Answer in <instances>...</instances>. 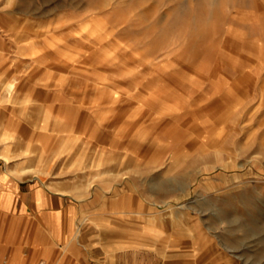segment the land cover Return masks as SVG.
<instances>
[{
	"label": "rangeland",
	"instance_id": "obj_1",
	"mask_svg": "<svg viewBox=\"0 0 264 264\" xmlns=\"http://www.w3.org/2000/svg\"><path fill=\"white\" fill-rule=\"evenodd\" d=\"M92 4L0 0V124L13 153L45 145L49 178L88 199L79 226L106 221L115 240L156 227L160 260L165 238L188 228L199 244L165 247L192 252L173 262L264 264V0ZM90 14L120 32L84 36Z\"/></svg>",
	"mask_w": 264,
	"mask_h": 264
},
{
	"label": "crops",
	"instance_id": "obj_2",
	"mask_svg": "<svg viewBox=\"0 0 264 264\" xmlns=\"http://www.w3.org/2000/svg\"><path fill=\"white\" fill-rule=\"evenodd\" d=\"M1 64L2 77L9 68ZM9 79L2 80L3 93L4 83ZM2 97L7 98L4 94ZM46 119L43 115L45 123ZM59 124L54 121L55 127ZM12 136L11 130L0 124V264H36L34 261L38 259L43 264H141L146 255L151 257L148 264H178L172 258H183L192 252L185 250L177 254V250L169 251L165 247L184 237L199 244L188 228L176 235L169 234L161 252L165 250L166 254H161L160 260L150 253L162 237L156 227L115 240L114 228L106 221L104 228L79 226L76 221L90 215L88 199H68L65 177L49 178L44 144L38 145L34 158L15 155ZM104 202L101 199L96 206ZM106 215L112 216L111 208Z\"/></svg>",
	"mask_w": 264,
	"mask_h": 264
},
{
	"label": "bare ground",
	"instance_id": "obj_3",
	"mask_svg": "<svg viewBox=\"0 0 264 264\" xmlns=\"http://www.w3.org/2000/svg\"><path fill=\"white\" fill-rule=\"evenodd\" d=\"M107 3V0H93V8L92 9H99L100 7H104ZM135 2L129 3V7L130 9H132L134 11V9H136V7L134 6ZM97 9V10H98ZM133 14L136 15H140V17L145 20V18L147 17L148 14V9H142V10H138L133 12ZM126 18V17H125ZM141 20V22L143 21ZM95 17L94 15L90 14L88 16H85L81 22L80 25V29L81 31H83L84 36L86 37H93V38H98V37H112L115 36L118 32H120L119 30L115 31L114 26L111 27L109 21H102L99 24L95 23ZM116 23V21L114 22V24ZM88 28H90V30H88ZM205 38V37H204ZM74 53V52H73ZM93 53V52H92ZM43 56V55H42ZM71 58V57H70ZM73 58V57H72ZM73 60V59H70ZM144 74V73H143ZM97 79V78H96ZM101 80V79H100ZM19 80L17 77H12L10 78L7 82H5L4 84V95L7 98H10L13 93L15 92L16 86L18 84ZM102 83V82H100ZM136 88V87H135ZM214 92V91H213ZM219 93V92H218ZM213 94V93H212ZM210 96V95H209ZM216 96V95H215ZM197 119V118H196ZM200 120V119H199ZM189 138V137H188ZM74 141V140H73ZM155 147V146H154ZM147 237V236H146ZM121 241V240H120ZM130 243V242H129ZM140 245V244H139ZM169 245V244H168ZM167 245V246H168Z\"/></svg>",
	"mask_w": 264,
	"mask_h": 264
},
{
	"label": "built area",
	"instance_id": "obj_4",
	"mask_svg": "<svg viewBox=\"0 0 264 264\" xmlns=\"http://www.w3.org/2000/svg\"><path fill=\"white\" fill-rule=\"evenodd\" d=\"M36 264H43V263H41V262H38V263H36Z\"/></svg>",
	"mask_w": 264,
	"mask_h": 264
}]
</instances>
